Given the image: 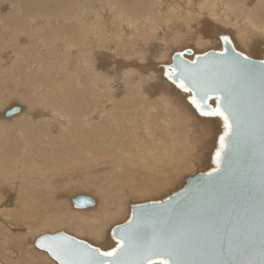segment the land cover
<instances>
[{
  "label": "bare ground",
  "instance_id": "obj_1",
  "mask_svg": "<svg viewBox=\"0 0 264 264\" xmlns=\"http://www.w3.org/2000/svg\"><path fill=\"white\" fill-rule=\"evenodd\" d=\"M192 33L194 55L210 45L220 51L217 37L229 35L238 51L263 59L264 0H0V101L28 104L0 111V231L7 258L20 264L16 244L8 243L22 247L34 222L71 227L106 249L115 243L112 225L129 219L131 205L143 204L132 197L163 195L171 182L175 187L184 175L215 167L204 160L215 154L222 121L199 117L187 94L162 76ZM99 40L115 55L127 50L125 57L153 62H118V76L114 67L104 68L112 62L96 51ZM151 65L157 69L147 73ZM13 106L21 111L5 117ZM73 186L87 193L72 195ZM77 196L96 204L76 209ZM34 257L28 264H36Z\"/></svg>",
  "mask_w": 264,
  "mask_h": 264
},
{
  "label": "snow or ice",
  "instance_id": "obj_2",
  "mask_svg": "<svg viewBox=\"0 0 264 264\" xmlns=\"http://www.w3.org/2000/svg\"><path fill=\"white\" fill-rule=\"evenodd\" d=\"M217 40L219 52L187 48L162 68L199 117L222 121L215 167L176 199L134 208L112 229L115 243L106 249L64 235L38 237L36 247L55 264H264V61L250 60L229 35ZM243 126L256 147L258 191L236 203L216 183Z\"/></svg>",
  "mask_w": 264,
  "mask_h": 264
},
{
  "label": "water",
  "instance_id": "obj_3",
  "mask_svg": "<svg viewBox=\"0 0 264 264\" xmlns=\"http://www.w3.org/2000/svg\"><path fill=\"white\" fill-rule=\"evenodd\" d=\"M233 46H234V43H233ZM207 52L212 53V52H219V51L210 50ZM185 59H188V58L185 57ZM250 60L259 64L261 61H264V58L263 59L250 58ZM210 101L211 100H209L208 103H210ZM10 110H12L11 116H13L15 114H18L21 111V108L18 106L11 107L9 110L5 112V117H9L8 115H6V113H9ZM255 153H256L255 143L252 137L248 134L247 126H243L241 128V132L239 136L236 138V142L230 145V151L228 153V156L222 164V167L225 169V171L223 175L221 176L220 180L216 183V191L220 192L221 195H226L227 197L233 198L234 202L236 203L246 202L248 200L250 192L258 191V179H256V176L258 175V172H257L258 157L255 155ZM214 157H215V154L212 158V162L214 161ZM210 171L197 173L195 176L186 179V183L182 187V189L178 190L177 192L171 194L166 199L161 200V201H167L170 198L176 199L178 194L184 193L186 189L192 188L197 183L198 177L205 175L206 173ZM161 201L131 205V213H130L129 218H131L132 211L137 206L152 205L153 203H159ZM72 203H73L74 208L76 209H88V208L94 207L96 204V201L93 197H90V196H77L73 198ZM48 235H64V236L77 240L76 238L69 236L63 232L56 233V234H48ZM111 237H112V231H111ZM37 239L35 241V246H36Z\"/></svg>",
  "mask_w": 264,
  "mask_h": 264
},
{
  "label": "rangeland",
  "instance_id": "obj_4",
  "mask_svg": "<svg viewBox=\"0 0 264 264\" xmlns=\"http://www.w3.org/2000/svg\"><path fill=\"white\" fill-rule=\"evenodd\" d=\"M4 5H2L1 6V8L3 7ZM5 7V6H4ZM224 34V33H223ZM188 36L190 37V41L189 42H187V43H185V42H181V43H179V45H178V48H177V50L178 49H180V51H182V50H185V49H187V48H190V45H191V43L190 42H192V37L194 38V37H197L194 33H192V34H188ZM236 40H237V38H236ZM125 41H127L126 39H125ZM101 43V44H100ZM189 43V44H188ZM183 44V45H182ZM100 46V47H99ZM101 46H102V41L101 40H99V41H95V46L94 47H96V51H98L100 54H102V52H106V53H108L107 54V60H109V62H112V63H109V65H105V66H107V67H105L104 66V68L107 70V68H108V70L110 71V69L111 68H115L116 69V74H118L119 73V75L118 76H122L123 75V72H122V70H121V68L119 67V65H117V63L118 62H122L124 65H126L127 66V63H128V65H129V63H132V62H129V60H134L137 64H145V65H147V64H149V63H151V62H153L152 61V58L150 57V56H147L145 59H144V62L143 61H141L140 59H138L137 57H125L124 56V54H126V52H127V50L123 53V52H118L117 51V53H119V54H121L122 53V55L120 56V55H118L117 53H116V55H115V50H112V49H105V48H101ZM179 46H181V48L179 47ZM211 46V47H210ZM209 47H207V49H203L204 51H210V50H214V49H217V48H215V46H213V45H210ZM213 46V47H212ZM113 49H115L114 47H113ZM112 50V51H111ZM109 51V52H108ZM204 51H202V52H204ZM240 51H242V50H240ZM97 52V53H98ZM130 52H132V51H130ZM243 52V51H242ZM97 53L95 54L96 56H99V53H98V55H97ZM113 53V54H112ZM128 53V52H127ZM132 53H134V51L132 52ZM243 53H245V54H247L246 52H243ZM103 55H105V54H103ZM248 55V54H247ZM257 55V54H256ZM120 56V57H119ZM250 57H252V56H250ZM92 58H94V56L92 57ZM146 61H148V62H146ZM143 62V63H142ZM133 64V63H132ZM154 68H153V67ZM157 66H155V65H151V68H150V66L147 68V73H150V72H152V71H154V70H156L157 68H156ZM129 67H125V68H123V71L124 72H126V70L128 69ZM151 70H150V69ZM139 70V69H138ZM114 73V72H113ZM110 76H112V75H110ZM113 76L114 77H117V75H115V74H113ZM58 81H60V78L58 79ZM13 99H18V98H13ZM12 99V101L10 100L9 102H7L6 104L4 103L3 104V102L2 101H0L1 103H0V111L3 109V107H2V105H8L9 103H21V101H22V104H24V105H28L22 98H20V99H18V100H13ZM4 106V107H5ZM179 111L180 112H184V108H179ZM196 156V155H195ZM205 159V158H204ZM203 159V160H204ZM212 161V156L211 157H209V158H206L205 160H204V162L205 161ZM206 161V162H207ZM199 166V164L197 163L196 164V167H198ZM195 169V168H194ZM202 170H204V169H201L200 170V172H199V170H197V171H195L194 173V175H196V173H201V172H206L207 170H205V171H202ZM193 174V173H192ZM186 175H188V176H186ZM186 175H184L183 176V178L182 179H184L185 178V176L186 177H188V178H190L189 177V174H186ZM194 175H192V176H194ZM191 176V177H192ZM187 178V179H188ZM93 179V178H92ZM182 179H181V181H182ZM181 181H179V183L181 182ZM173 182H171V187H172V189L169 187V189H168V192H167V190L165 191V192H163V195H161L162 193H158V194H155V195H152V196H148V197H143L142 199L140 198V197H138V196H134V197H132V201L130 200V202L131 203H136V201H138V202H142V203H144L145 201H147V200H143V199H150V198H152L153 196V198L152 199H150V200H148V202L149 201H161V200H163L165 197H167L168 195H170L171 193L173 194V192H174V190H175V192H177V190H180V189H182V187L185 185V183H186V180H183L180 184L179 183H177V184H175V187L173 186V184H172ZM184 184V185H181V184ZM182 187H181V186ZM74 188H73V190L74 189H76V190H74V191H72L73 192V194L72 195H76V194H81V193H84V191H85V193H87L86 192V190H84V189H82V188H78V187H75V186H73ZM78 188V189H77ZM81 190H84V191H81ZM173 191V192H172ZM75 193V194H74ZM167 193V194H166ZM159 197H158V196ZM99 198H100V196H98ZM141 199V201H139L140 199ZM137 199V200H136ZM135 200V201H134ZM124 222H126V220H124V221H122L121 223H114V225H112V227L113 226H116V225H119V224H122V223H124ZM34 224H36V225H34ZM37 227V228H36ZM40 227V228H39ZM33 228H35V229H39L38 230V233L41 235V236H43V235H48V234H53V232H54V234H56V233H60V232H64V233H67V235H70V236H72V237H75V238H77V239H81V240H84L85 242L87 241V243H90V244H92L94 247H101L99 244H98V240L96 241V242H94V241H90V240H87V239H89L87 236H84L85 238H80V237H77V234H76V232H74V234H73V231H76V229L75 230H72L71 229V227L70 228H68V227H63V228H60V227H55V226H52V228L50 227H48L49 229H47V227L45 226V227H41V225L40 224H38L37 225V223H33L32 224V227H31V231L28 233V235H27V233L25 232L24 234H26L27 236H28V239L22 244V247L19 245V243H17V241H14V242H12V243H8L9 245H10V247H13L14 246V244H16L15 246H14V248H16V251L17 250H19L18 252H19V254H20V257H21V262H24L25 261V259H26V261L27 262H24V263H26V264H28L31 260H32V258L34 257L33 255H36V257H34V258H39V259H36L37 261H36V264H38V262H40V263H42V264H48V263H50V264H55L54 263V261L52 262V259L49 257V255L47 254V253H45V252H43V251H40V250H38L35 246H34V243H35V241H36V239L38 238V237H40V235L39 234H37V230L35 231ZM43 228V229H42ZM51 229V230H50ZM62 229V230H61ZM40 230H41V233L42 232H44V233H40ZM47 230V231H46ZM58 230V231H57ZM65 230V231H64ZM71 230V231H70ZM36 232V234L34 233V232ZM4 231H0V241H1V243H0V255H1V257H0V264H17V261H14V260H10V258H7L8 257V255L6 254V253H4V250L2 249V248H4V245L5 244H3V239L4 238H6V236L5 235H3L4 233H3ZM48 232H50V233H48ZM70 232V233H69ZM31 233L33 234V235H31ZM35 234V235H34ZM2 235V236H1ZM36 235H37V237H36ZM31 237H33V239L31 238ZM31 238V240H29ZM94 240H96V239H94ZM30 242H34V243H30ZM27 243V245H25ZM24 245V246H23ZM29 245V246H28ZM26 246V247H25ZM27 247H29V248H27ZM25 248V249H24ZM27 248V249H26ZM103 248V247H102ZM2 250V251H1ZM27 251V252H26ZM30 251V252H29ZM36 251L38 252V253H36ZM2 252V253H1ZM23 252V253H22ZM24 252H25V254H24ZM33 252H35V254H31V253H33ZM40 252V253H39ZM28 253V254H27ZM30 253V254H29ZM42 253V254H41ZM26 254H27V256H26ZM43 254H45L46 255V258L44 257V258H42V256H44ZM7 255V256H6ZM24 257H23V256ZM48 255V256H47ZM3 256L4 257H6L7 259H4L3 258ZM40 258H41V260H40ZM48 259H49V261H48ZM24 260V261H23ZM50 260H51V262H50ZM14 261V262H13ZM20 262V264H24V263H21ZM44 262V263H43Z\"/></svg>",
  "mask_w": 264,
  "mask_h": 264
}]
</instances>
